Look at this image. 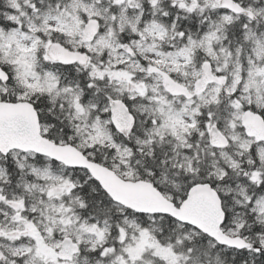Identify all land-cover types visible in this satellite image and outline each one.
<instances>
[{
  "label": "snow or ice",
  "instance_id": "6c2138e0",
  "mask_svg": "<svg viewBox=\"0 0 264 264\" xmlns=\"http://www.w3.org/2000/svg\"><path fill=\"white\" fill-rule=\"evenodd\" d=\"M0 264H264V0H0Z\"/></svg>",
  "mask_w": 264,
  "mask_h": 264
}]
</instances>
